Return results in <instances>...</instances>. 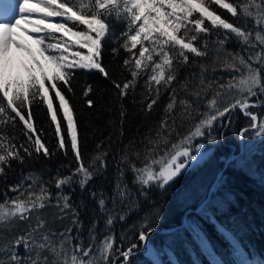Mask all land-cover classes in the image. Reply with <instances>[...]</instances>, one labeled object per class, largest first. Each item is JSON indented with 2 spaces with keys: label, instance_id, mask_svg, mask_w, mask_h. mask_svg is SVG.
<instances>
[{
  "label": "snow or ice",
  "instance_id": "6c2138e0",
  "mask_svg": "<svg viewBox=\"0 0 264 264\" xmlns=\"http://www.w3.org/2000/svg\"><path fill=\"white\" fill-rule=\"evenodd\" d=\"M13 11L0 18V264H116L115 225L143 210L141 198L153 188L167 191L203 160L199 141L216 143L217 123L239 110L249 119L239 136L264 137V113L255 111L264 109V0H20ZM108 40L123 79L103 63ZM81 71L109 80L117 101L115 108L104 105L91 84L83 86L84 106L109 112L115 129L88 155L65 94L74 92ZM129 97L150 123L111 154L110 191H88L95 216L86 226V205L73 204L70 193L106 177L115 132L125 135ZM34 103L46 106L58 150L73 158L48 175L33 167L54 155L35 123ZM47 209H55L53 222L70 224L51 227ZM144 211L138 242L118 252L124 264L156 230L160 208ZM202 215L211 219L207 206ZM187 230L211 252V237L199 223ZM218 234L239 249L226 226ZM212 264L225 262L214 257Z\"/></svg>",
  "mask_w": 264,
  "mask_h": 264
},
{
  "label": "trees",
  "instance_id": "16d2710c",
  "mask_svg": "<svg viewBox=\"0 0 264 264\" xmlns=\"http://www.w3.org/2000/svg\"><path fill=\"white\" fill-rule=\"evenodd\" d=\"M121 28L122 25L118 24L114 31L119 33ZM115 46L112 40L105 43L103 63L118 78L123 79L118 68L119 58L113 59L112 48ZM229 47L235 48L237 45L230 44ZM123 55L124 53L121 52V57ZM73 84L74 92L65 94L77 112L82 150L85 155H88L94 153L96 144L105 136L113 134L115 129L109 123L111 119L109 112L101 111L100 107L88 110L84 106L81 95L83 86L91 84L96 89L97 99L104 105L111 104L113 108L117 106L115 90L110 81L96 71L78 72ZM53 99L54 104H58V100L55 97ZM124 107L128 114L123 126L125 135L120 137L118 131L115 132L117 144L108 149L110 167L106 177L93 181L89 189L83 192L77 187L70 193L73 204L86 205L81 209V219L86 226L95 216V204L89 198L88 191L100 188L110 191V185L106 183V180L112 179L114 175L111 154H115L121 144L138 137L150 123L139 113V106L133 103L132 97L124 101ZM33 111L37 127L44 130L42 139L54 152L51 160H42L33 167L44 170L45 175L55 173L61 165L73 162L71 152L68 156H64L62 151L58 150V138L54 134V126L50 124L46 106L34 103ZM255 111L264 113V109H255ZM248 124L249 119L239 110L231 113V116L223 123H217L212 133L219 138L217 142L199 141L205 143V149L208 150L206 157L182 174L167 191L153 188L147 200L141 198L143 210L130 215L126 222H118L115 225L113 230L119 246L116 263L123 260L118 255L120 250L126 249L132 242H138L137 232L141 227V217L145 215L144 210L151 206L159 207L161 210L160 218L154 223V228L179 226L166 233L159 230L153 231L146 249L142 252L144 248L142 244L135 250L136 254L132 255L130 264H194V262L195 264H212L214 257L222 259L225 264H241L244 260L249 261L250 264H260V261H264V137H257L249 132L245 137H241L242 149L239 152V133ZM15 131L19 133L20 127L18 126ZM233 153L237 155L222 170L220 177H223V182L221 183L220 179L217 180L206 200L212 181L223 167L225 160ZM62 172L66 173L67 169H62ZM16 175H19L18 171ZM128 180L131 182V174H128ZM3 190L4 185L0 182V193ZM65 191L68 192V189ZM201 202H204L201 208L187 212L186 223L182 224L185 210L195 208ZM206 206L211 219L202 215V210ZM54 212L55 209L45 211V215L50 219L51 227L62 228L70 224L69 219L53 222ZM191 222L199 223L211 237L212 245H214L211 252L200 247L193 240L191 232L187 230ZM220 226H226V230L231 232L233 239L239 244L238 250L232 246L231 241H227L218 234Z\"/></svg>",
  "mask_w": 264,
  "mask_h": 264
},
{
  "label": "water",
  "instance_id": "95a60500",
  "mask_svg": "<svg viewBox=\"0 0 264 264\" xmlns=\"http://www.w3.org/2000/svg\"><path fill=\"white\" fill-rule=\"evenodd\" d=\"M241 140H242V138L240 137L239 152H240L241 149H242V142H241ZM206 152L208 153V150H206ZM236 155H237V153H233L230 157H228V158L225 160L224 165H223L222 168H225V166L227 165V163H228L230 160H232ZM200 161H201V160H200ZM200 161H199V162H200ZM222 170H223V169H220V170L218 171L216 177H215L214 180L212 181V183H211V185H210V187H209V189H208V193H207V197H206V198H208V196L210 195V192H211V190L213 189V187H214L215 183L217 182V180L219 179V177H220V175H221V173H222ZM203 204H204V202H201V203H200L197 207H195V208H188V209H186L185 212H184V217H183V219H182V224H185V223H186V217H185V216H186V213H187V212H189V211H191V210H196V209H198V208H201ZM178 226H179V225H176V226H173V227H162V228H160V229L155 228V229H156L155 231L159 230V231L169 232V231L174 230V229L177 228ZM146 246H147V245H144V248H143L142 252L146 249ZM133 254H136V253L134 252ZM123 262H124V261L121 260V261L118 262L117 264H122Z\"/></svg>",
  "mask_w": 264,
  "mask_h": 264
},
{
  "label": "rangeland",
  "instance_id": "374dc122",
  "mask_svg": "<svg viewBox=\"0 0 264 264\" xmlns=\"http://www.w3.org/2000/svg\"><path fill=\"white\" fill-rule=\"evenodd\" d=\"M19 2L20 0H0V18H8L15 16V12L13 11V9Z\"/></svg>",
  "mask_w": 264,
  "mask_h": 264
},
{
  "label": "bare ground",
  "instance_id": "6f19581e",
  "mask_svg": "<svg viewBox=\"0 0 264 264\" xmlns=\"http://www.w3.org/2000/svg\"><path fill=\"white\" fill-rule=\"evenodd\" d=\"M222 172H223V171H222ZM220 176H221V175H220ZM208 198H209V196H208ZM208 198H206V200H207ZM206 200H205V201H206ZM205 201H204V202H205ZM198 209H199V208H198ZM200 212H201V211H200ZM186 216H187V213H186ZM186 216H185V217H186ZM164 233H166V232H164Z\"/></svg>",
  "mask_w": 264,
  "mask_h": 264
}]
</instances>
